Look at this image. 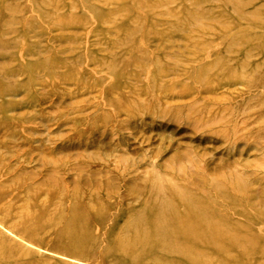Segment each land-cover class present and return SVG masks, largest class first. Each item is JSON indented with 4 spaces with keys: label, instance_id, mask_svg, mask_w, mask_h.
I'll use <instances>...</instances> for the list:
<instances>
[{
    "label": "rangeland",
    "instance_id": "1",
    "mask_svg": "<svg viewBox=\"0 0 264 264\" xmlns=\"http://www.w3.org/2000/svg\"><path fill=\"white\" fill-rule=\"evenodd\" d=\"M0 264H264V0H0Z\"/></svg>",
    "mask_w": 264,
    "mask_h": 264
},
{
    "label": "bare ground",
    "instance_id": "2",
    "mask_svg": "<svg viewBox=\"0 0 264 264\" xmlns=\"http://www.w3.org/2000/svg\"><path fill=\"white\" fill-rule=\"evenodd\" d=\"M177 221L175 220V223H177L179 225L178 227L187 228L184 226V224L181 221H178V222ZM200 229H202V230H199L198 232H195L197 229L192 230L193 241H195V242L199 241V242H203V243H207V242L211 243V242H215V241L217 242V241L221 240V237H222L221 232H218V230L215 229V231L212 233V231L214 229L213 230L211 229V225H205L203 227L201 226ZM207 235H209V238H205V237H207ZM206 239H208V240H206Z\"/></svg>",
    "mask_w": 264,
    "mask_h": 264
}]
</instances>
